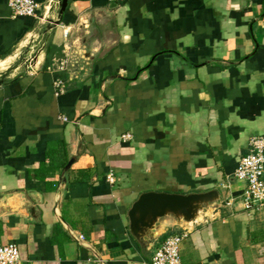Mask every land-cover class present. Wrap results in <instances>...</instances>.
I'll use <instances>...</instances> for the list:
<instances>
[{"label": "crops", "instance_id": "0c3cea01", "mask_svg": "<svg viewBox=\"0 0 264 264\" xmlns=\"http://www.w3.org/2000/svg\"><path fill=\"white\" fill-rule=\"evenodd\" d=\"M35 1L13 16L0 0V194L35 207L0 206V245L19 264H149L187 229L183 264H264V209H242L235 177L264 135V0ZM30 40L43 48L25 69ZM213 189L221 203L190 224L130 233L141 193Z\"/></svg>", "mask_w": 264, "mask_h": 264}, {"label": "built area", "instance_id": "2783aa9c", "mask_svg": "<svg viewBox=\"0 0 264 264\" xmlns=\"http://www.w3.org/2000/svg\"><path fill=\"white\" fill-rule=\"evenodd\" d=\"M122 1V0H112ZM13 16H35L39 4L35 0H9ZM33 60L28 63L30 64ZM27 64V67H28ZM67 61L60 64L66 69ZM57 92L65 90V82L56 79ZM235 177L246 182V188L241 196L242 209L257 212L264 209V135H253L249 139L248 152L239 160ZM226 206L234 204V198L224 202ZM188 230L169 234L155 249L149 264H183L180 254L182 242L188 236ZM20 251L17 244L11 242L0 245V264H19Z\"/></svg>", "mask_w": 264, "mask_h": 264}, {"label": "water", "instance_id": "95a60500", "mask_svg": "<svg viewBox=\"0 0 264 264\" xmlns=\"http://www.w3.org/2000/svg\"><path fill=\"white\" fill-rule=\"evenodd\" d=\"M68 0H57L59 14H62ZM50 25L59 24V21L49 20ZM73 163L70 160L69 167ZM14 203L28 207L32 214L35 207L27 198L25 192L0 194V206H11ZM220 202L219 192L215 189L206 192H192L188 194L146 191L132 204L129 212V231L142 245L146 244L155 234L160 223L166 218H172L178 224H190L210 206Z\"/></svg>", "mask_w": 264, "mask_h": 264}, {"label": "rangeland", "instance_id": "374dc122", "mask_svg": "<svg viewBox=\"0 0 264 264\" xmlns=\"http://www.w3.org/2000/svg\"><path fill=\"white\" fill-rule=\"evenodd\" d=\"M42 48H43L42 41L41 42L39 41L38 43L33 40L29 41L26 50L21 55L23 59L22 65L25 67V69L27 67V64L32 60V58L34 59L36 57V55L41 51Z\"/></svg>", "mask_w": 264, "mask_h": 264}, {"label": "trees", "instance_id": "16d2710c", "mask_svg": "<svg viewBox=\"0 0 264 264\" xmlns=\"http://www.w3.org/2000/svg\"><path fill=\"white\" fill-rule=\"evenodd\" d=\"M65 164H62V165H59V166H56L54 165L53 163L51 165H49L48 167H45L44 165L41 166L38 170L35 171V176L37 178H44L45 177V174L47 172H51V171H54L55 168H59V167H64ZM254 236H256V233L253 232L252 233V238H254Z\"/></svg>", "mask_w": 264, "mask_h": 264}]
</instances>
